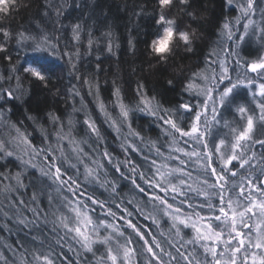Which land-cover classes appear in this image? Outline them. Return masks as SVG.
<instances>
[{"label":"trees","instance_id":"1","mask_svg":"<svg viewBox=\"0 0 264 264\" xmlns=\"http://www.w3.org/2000/svg\"><path fill=\"white\" fill-rule=\"evenodd\" d=\"M189 3L191 6L187 9L177 4L171 8L168 16L176 21L179 31L191 34L192 43L186 46L183 41L174 38L166 59H157L150 51L151 42L162 30L155 22L160 13L157 0H7L0 8V27L13 36L6 45L7 51L0 52V77H3L0 79V88L15 90L16 77L19 76L23 89L22 92H16L19 99L0 101V112L3 113L0 119V141L6 143L5 152H0V254L3 256L0 264H21L22 258L31 261L34 251H48V244L61 237L55 252L76 259L74 253L69 251L70 247L80 250L79 244L73 239L75 234L52 223L53 210L59 207L63 198H76L71 197L67 187L61 186L52 175L45 174L49 171V164L61 167L63 180L71 178L76 182L71 187L79 185L77 191L81 196L78 198L88 204L89 213L94 219H107L121 226L127 219H132L138 225H143L145 231L150 229L162 243L173 237L169 232L170 223H165L167 219L153 210L149 196H165L174 207L179 206L184 197L176 194L173 199V194L159 192L145 184V180L160 182L155 175L157 168L165 174L170 169H182L175 174V179H171V183L179 187L183 180L188 203L194 207L204 205V198L192 191L202 188L206 178L209 183L213 182L211 177L202 173L204 160L186 156L185 152L194 150L192 143L185 145L178 133L170 135L174 130L163 120L171 115L179 127L185 130L190 128L196 112L202 110L205 97L189 91L188 84H201V79L195 74L208 69L209 64L216 70L218 63L212 64V61L226 59L229 76L236 78L238 66L235 58L228 56L223 47L225 43L231 50L236 37L229 40L226 36L225 40L222 34L223 25L235 21L237 15L229 0H189ZM77 24L80 26L78 41L74 39L72 31ZM20 33L26 36L46 34L59 44V48L55 54L50 51L33 52L26 46L28 42L17 43ZM0 42H3L2 38ZM109 44L111 52L108 51ZM245 46L241 48L244 51L241 56L251 60L253 54H250V50L246 51ZM77 50L79 58L72 61L77 68L74 73L68 58L62 53H76ZM8 56H11V60L7 59ZM30 63L47 69L51 77L47 86L22 71ZM76 75L82 79H76ZM84 78L98 85V98L95 87L92 89L93 94H89ZM169 81L172 83L169 84ZM117 89L120 90L122 102L133 110L130 113L131 129L125 124L119 133L109 126L98 108V103L102 101L115 117L119 112L115 94ZM76 92H79L78 96ZM141 93L162 110L155 116L136 110L138 105L143 107L139 99ZM244 94L234 89L225 105L218 108L216 118L220 123L211 126V134L207 137L209 150L223 134L228 136L224 121L232 125L236 114L234 109L245 98L248 99L246 92ZM239 96H242V101H236ZM185 103L191 106L190 112L179 108ZM57 117L58 120L55 119ZM212 117L213 113L208 112L206 119L210 123ZM85 119L95 121L102 139L98 140L90 133ZM203 127L202 124V130ZM58 132L63 139L57 140ZM131 132L139 135H132ZM262 133L264 128L257 121L256 138H264ZM18 136L26 138L28 143H22ZM225 139L230 140L231 136ZM80 148L84 150L83 153L78 151ZM33 149L37 152L33 153ZM196 150L201 151L203 156L202 148ZM61 151L64 153L63 163ZM104 151L109 153L111 163L101 155ZM254 151L257 159L253 164L264 167L260 159L264 156V148L255 145ZM7 152L13 154L9 156ZM46 155L55 159L46 161ZM27 160H31L35 167L26 166L23 161ZM94 160L103 164V168L99 169V179H86L85 166L97 170ZM153 160L156 161L155 165L151 164ZM181 160L185 163L181 164ZM117 165L120 166L119 172L115 170ZM133 166L136 167L135 173L131 171ZM213 166L219 172L222 162L214 157ZM236 170L242 171L238 165ZM140 172L144 173V179L139 178ZM17 173L21 175L23 187L17 184ZM121 173L124 175L121 176ZM132 178L146 189L144 193H140L133 185ZM228 191H225L226 198ZM20 200L24 204H20ZM91 200L103 202L105 207L101 208L99 203L92 204ZM213 203L217 207L215 213L207 207H196V210L206 217L219 214V201ZM33 208L41 210L38 220L33 215ZM108 208L116 213V218L106 216ZM128 212L133 215L129 217ZM140 212L144 216H154L158 225L151 219H144ZM120 216L125 220L120 221ZM19 219H24L26 223H19ZM211 222L218 223L214 220ZM54 227L57 229L56 235L52 232ZM184 231L187 233L185 239H188L190 233ZM130 232L131 229H128L126 235ZM34 237L38 239L34 240ZM192 247L189 245L188 250L191 251ZM94 251L95 256L92 253L84 255L91 264H100L99 258L106 251L98 244L94 245ZM108 264L111 262L108 261Z\"/></svg>","mask_w":264,"mask_h":264},{"label":"snow or ice","instance_id":"2","mask_svg":"<svg viewBox=\"0 0 264 264\" xmlns=\"http://www.w3.org/2000/svg\"><path fill=\"white\" fill-rule=\"evenodd\" d=\"M232 0H229L231 3ZM160 13L156 19V24L163 29V35L156 40L151 42L150 51L157 59H166L167 55L171 52L169 45L173 42L174 38L179 39L190 45L192 43L191 34L187 31H179V26L175 20L170 19L168 12L171 8L179 4L182 8H189L191 5L189 0H157ZM240 16L236 18V24L240 23L241 19L246 20V23L242 25L243 34L239 36V41H244L246 36L249 34H255L259 30L261 40H264V16H262L261 22L258 24L251 17L254 16V0H242L238 5ZM7 11V8L4 9ZM264 12V10H262ZM47 14V13H46ZM191 16V13H187ZM223 28L227 31V38L233 40L234 31L231 27V22H227L223 25ZM74 39L77 41L80 39V26L75 25L72 29ZM239 31V29H236ZM0 38L3 42H0V52L7 51L6 45L13 39L12 33L6 31L3 27H0ZM33 52L46 53L51 52L53 54L59 48L58 43H54L53 40L46 34L37 36H26L23 33L19 34L17 43L25 44ZM91 41L89 44L91 45ZM240 44L237 43L235 48L227 51V55L235 58V63L238 67H242L245 70L242 73H238L235 82L233 78L229 76L228 67H226V59H218L212 61V64L218 63L220 67L219 73L216 72L215 68L209 64L208 69L205 71L195 74L201 79V84L189 83L188 90L195 91L198 96H203L202 111H197L194 117V122L190 128L185 130L178 126L176 120L172 119L171 115L167 119L163 120V123L170 125L171 129L174 130L170 135L179 134L180 138L183 139L185 145L189 142L192 143L194 150L191 152H185L188 157H196L199 161L204 160V164L201 166L202 173L206 177L213 179L212 183H209L208 179L203 180V187L200 189H193L196 191L197 196L204 198V205H198L196 207H207L210 212L215 213L217 210L216 205L213 201H219L218 213L211 216L201 215L192 204L188 203L187 193L183 190L185 182L180 181L178 187L175 183H171V179H175V174L180 173L182 169H170L167 174L160 172L159 168L156 169L155 175L158 177L160 182L153 180H145V184L149 188L158 189L159 192L165 194H173L184 197L180 201L179 206H175L173 203H169L165 196L151 195L149 200L154 211H157L168 219L165 223L170 222L169 232L173 234L171 239L163 241V243L157 239L156 235L152 234L151 230H144L143 225H138L133 222L132 219H127L123 226L120 224L108 222L107 219L93 220L89 214L91 211L88 208V204L84 203L78 197L81 193L77 191L79 185L76 188L71 187V184H75L71 178L65 181L61 178V167L56 164H49V171L46 175H52L53 179L63 187H67V190L71 197L76 198L75 200L69 199L68 197L63 198V202L60 203L58 208L53 210V221L54 225H58L60 228L66 230V232H74L76 235L73 239L80 246V250L76 251L69 248L76 257L75 260L67 257L65 254L55 252V247L61 242V238L51 241L48 244V251H34L32 253V260L27 261L26 258H22L21 264H91L88 257L84 253H92L95 256L94 245L96 244H110L115 241V248L108 247L107 252L104 256L99 258L100 264H238V256H240L239 264H249V257L251 264H264V167H257L253 164V161L257 159V154L254 151L255 145H259L264 148V138L257 139L255 132L257 121L260 122L261 128H264V82L257 83V79L264 78V55L258 56L256 59L248 60L241 56L239 52ZM108 51L111 52L112 48L109 44ZM216 55V53H214ZM62 56H66L71 64L72 71L77 72L76 64L72 63L73 59L79 58L78 50L76 53L63 52ZM7 59L11 60V56ZM13 67V71H15ZM22 71L29 76L35 78L39 83L47 86L50 75L47 74V69L44 66H33L29 64L27 67H23ZM249 73L257 74V79L249 78ZM76 79H82L79 75H76ZM3 79V77H0ZM11 79V77H9ZM17 87L13 89H2L0 88V101H7L9 99H19L16 92H22V86L20 84V77H16ZM227 82V83H225ZM84 83L88 85L89 94H93L92 89L95 87V95L99 97V87L94 81H89L84 78ZM169 84L172 81L168 82ZM255 85L253 91V101L256 103V107L259 109V116L254 118V114H247L250 110L244 106H238L236 111L245 118V122L239 128L232 127L228 121H224L225 127L230 129V140L220 139L219 143L214 144V147L208 149L207 137L211 134L210 129L212 124L220 123L216 118L218 112V106L223 107L226 101L229 99L230 94L237 86L240 85ZM139 91V90H138ZM77 96L79 92L75 93ZM116 96L118 100L119 112L115 117L112 113L107 110L105 104L100 101L98 103L99 111L104 115L106 122L109 126L115 129L118 133L121 128L127 124L128 128L131 129L130 113L133 111L127 105H125L120 98V90H116ZM257 96L260 98L257 101ZM140 104L143 105L141 108L139 105L136 110L146 111L150 115L155 116L158 111L162 109L159 105H154L151 99L144 98V94H140ZM211 103V108L209 104ZM180 109H184L185 112L192 110L188 103L179 106ZM213 113L212 122L210 123L206 117L208 112ZM177 114H179L177 112ZM3 118V113L0 112V119ZM58 120L59 118H55ZM163 119V118H162ZM84 123L87 125L88 130L91 134L99 140L102 139L99 128L96 126L95 121L85 119ZM203 124V130L201 125ZM61 129L63 125L61 124ZM19 133V129H17ZM132 135H139L138 133L131 132ZM261 135H264L262 133ZM60 133H57V140L63 139ZM187 138V139H184ZM18 139L22 143L27 144L28 141L22 136H18ZM175 142V141H174ZM121 147H124L121 145ZM202 148L204 150L203 156L201 151L196 150ZM6 143L0 141V152H5ZM33 153L37 152L36 149L32 150ZM42 151V150H41ZM49 151H55L50 149ZM83 153V149L78 150ZM177 151H183V149H177ZM251 153V154H249ZM12 152H7L6 155H12ZM85 155H87L85 153ZM101 155L111 163V157L107 151L101 153ZM61 163L64 162V153L61 151ZM218 159L222 162L220 171L217 172V168L213 166V158ZM46 161L54 160V157L45 156ZM178 159V158H177ZM261 163L264 164V156L261 158ZM26 166L35 167L31 160L23 161ZM83 163V161H81ZM93 163L97 165V170L94 171L92 168L85 166L86 179L94 178L99 179V169L103 168V164L94 160ZM181 164L185 162L180 161ZM152 165L156 164V161H151ZM236 165L242 171L236 170ZM127 166V165H125ZM73 168L76 165H72ZM166 167V166H165ZM116 171H120V166H116ZM133 173L136 172V167L131 168ZM151 171V169H150ZM124 174L121 173V176ZM140 179H144V173H138ZM17 184L23 187V182L20 173H17L15 177ZM231 181V183H230ZM133 185L139 190L140 193H144L146 189L137 184L136 179L132 178ZM58 191L60 189H57ZM228 191L227 198L225 197V191ZM116 189L113 188V192ZM235 195V198H233ZM90 199V198H89ZM33 201H35V195H33ZM51 202V201H50ZM20 204H24L23 200L19 201ZM92 204H100L101 208L105 205L103 202L91 200ZM117 207H119L117 205ZM61 208H64L71 212L72 217L61 214L56 215ZM186 209V210H185ZM127 211V209H125ZM139 211V210H138ZM34 217L38 220L41 216V210L37 208L32 209ZM144 219H151L154 224L158 225V221L154 216H144L143 212L139 213ZM7 215V213H5ZM47 216V213H44ZM133 213L128 212V216L131 217ZM107 217L116 218V213L111 208L107 209ZM256 218V223H247L246 220H253ZM120 221H124L123 216L118 217ZM218 223L213 224L211 221ZM19 223L25 224L24 219H19ZM35 223V221H33ZM74 226L70 227V224ZM100 229L108 232L109 235L101 238ZM128 229L131 232L126 235ZM186 229L191 230V235L188 239H185L187 233ZM240 229H247V232L241 231ZM54 235L57 234V229H52ZM38 239L36 237L33 238ZM120 239H123L124 243H120ZM41 248H43V241ZM236 245L235 247L233 245ZM191 245L192 250H188V246ZM199 249L200 251H197ZM260 250L259 257L257 251ZM27 251V249H25ZM243 253L241 256L240 254ZM198 257H202L198 258ZM3 256L0 254V259Z\"/></svg>","mask_w":264,"mask_h":264},{"label":"rangeland","instance_id":"3","mask_svg":"<svg viewBox=\"0 0 264 264\" xmlns=\"http://www.w3.org/2000/svg\"><path fill=\"white\" fill-rule=\"evenodd\" d=\"M6 1L7 0H0V8L6 3ZM241 2H242V0H233L231 2V5H233L235 7V10H236V15L237 16L234 19L235 21H236V18L240 16V11H239L238 5ZM262 10H264V0H254V16H252L251 18L254 19L258 24L261 22L262 16H264V12H262ZM235 21H232V23H231V27H232V29H233V31L235 33L234 37H236L235 38V42H234L233 45L236 47V44L239 43L240 44V48H241V46L248 44L250 46V50H251L250 51V54H253V57H252L251 60L256 59L260 55H264V40H261V38H260L261 34H260L259 30H257L254 35L253 34H249L248 36H246L245 40L241 42V41H239L238 38H239V36L241 34H243L242 25L244 23H246V20L241 19L239 24H236ZM236 29H239V31H236ZM162 35H163V29H162L161 35L158 36V37H156L155 40L158 39L159 37H161ZM222 35H223V38L224 39L227 36V31L224 28H223V34ZM239 52H240V54H243L242 53V49H239ZM227 65L228 64L226 62V65L225 66L227 67ZM244 70L245 69L242 68V67H237V71H236V75L235 76H237L238 73H242ZM219 71H220V67H219V64H217L216 65V72L219 73ZM232 78H233V82H235L234 77H232ZM249 78L257 79V74L249 73ZM259 82H264V78L257 79V83H259ZM225 83H227V82H225ZM240 86H242V87H240ZM240 86H238L237 88H235V91L240 90V91L243 92V94H244V92H246V95H247L248 99L245 98V100L241 104H238V105L239 106H244V107H246V108H248L250 110V112L249 113H246L245 115H247V114H254V118L255 117H258L259 116V109L256 107V103L253 101V91L255 90V85H253L251 87L248 86V85H246V84L245 85H240ZM233 92H234V90H233ZM244 96H245V94H244ZM259 99L260 98L257 96V101ZM242 100H243L242 99V96H239V98H236V101H242ZM209 108H211V103L209 104ZM218 108H220V107L218 106ZM234 110L236 111V109H234ZM209 112H211V111H209ZM233 121L234 122H232V125L231 126L232 127L239 128L241 125L244 124L245 118H244V116H242L240 113H238L236 111V114H235V117L233 118ZM229 130H230L229 128H228V130H225L226 132H228V136H225V134H223V136H222L221 139H225L227 137H230V131ZM219 140L217 141V143H219ZM62 202H63V200L60 203H62ZM60 203H59V205H60ZM59 213L60 214H58V216L61 215V214H64V215L69 216V219H71V217H72L71 212L68 211V210H66V209H64V208H61L60 211H59ZM164 218L168 219L167 217H164ZM93 220L96 221V219H94V218H93ZM256 222H257L256 221V218H253V220H248L247 223L254 224ZM72 226H74V223L73 224H70V227H72ZM240 230L241 231H244V232H247V229H243V230L240 229ZM186 231L189 232L190 235L192 234L190 229H186ZM100 234H101V238L109 235V233L106 232V231H104L103 229H100ZM190 235H189V237H190ZM120 243L121 244L124 243L123 239H120ZM98 245L103 246V249H105V251L107 252L108 247L115 248V241H113L110 244H99L98 243ZM233 246L235 247L236 245L234 244ZM256 251H257V256L259 257L260 250H256ZM240 255L242 256L243 253H241ZM237 259H238V264H239L240 256H238ZM249 264H251L250 257H249Z\"/></svg>","mask_w":264,"mask_h":264},{"label":"bare ground","instance_id":"4","mask_svg":"<svg viewBox=\"0 0 264 264\" xmlns=\"http://www.w3.org/2000/svg\"><path fill=\"white\" fill-rule=\"evenodd\" d=\"M161 33H162V30H161L159 36L161 35ZM232 42H233V44H234L235 41H232ZM233 44H232V45H233ZM223 47H224L226 50H230V48H229L225 43H223ZM233 48H235V46H233ZM241 48H242V46H241ZM241 48H239V49H241ZM245 48H246V51H247V50H248V51L250 50V46H249L248 44H246ZM250 51H251V50H250ZM242 53H244V51H242ZM70 199H72V198H70ZM73 200H75V199H73Z\"/></svg>","mask_w":264,"mask_h":264}]
</instances>
